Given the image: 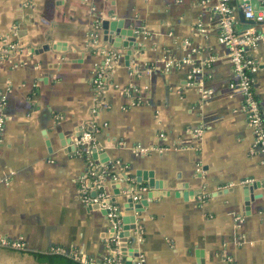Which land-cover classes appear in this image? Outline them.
Masks as SVG:
<instances>
[{"label": "crops", "instance_id": "crops-1", "mask_svg": "<svg viewBox=\"0 0 264 264\" xmlns=\"http://www.w3.org/2000/svg\"><path fill=\"white\" fill-rule=\"evenodd\" d=\"M215 2L0 0V237L22 240L27 251L62 247L91 264L113 255L103 208L80 191L89 166L75 140L89 130L106 168L124 172L103 182L123 215L135 214L128 259L264 264V160L243 95L230 87L237 76ZM230 6L236 29L264 34V23L244 17L241 0ZM113 20L131 30L113 31L119 45L109 37ZM42 45L49 47L33 51ZM112 49L118 58L97 93L95 68ZM247 53L258 64L254 91L264 116V40ZM186 58L203 64L211 96L187 79ZM140 185L147 204L128 210L126 190Z\"/></svg>", "mask_w": 264, "mask_h": 264}, {"label": "built area", "instance_id": "built-area-1", "mask_svg": "<svg viewBox=\"0 0 264 264\" xmlns=\"http://www.w3.org/2000/svg\"><path fill=\"white\" fill-rule=\"evenodd\" d=\"M242 10L245 18L252 19L255 22L264 23V2L254 4L251 0H241ZM214 11L217 14L219 22V39L228 50V58L237 79L230 84L231 88L238 89L243 95V107L246 113L247 122L253 133V147L263 156L264 160V116L259 98L254 91L255 73L258 69L257 61L247 53L249 47H254L260 40H264V34L253 27H247L243 30L236 29L237 18L234 9L230 6V0H216ZM95 34H93L94 36ZM118 58L115 50L105 52L103 64L96 67L92 83L96 92H100L104 86L106 73L114 65ZM190 64L187 79L191 84L202 88V98L212 95L213 90L210 87H204L205 75L203 64L191 61L189 58L183 60ZM172 64L169 60L166 65ZM6 96H0V111L4 107ZM4 127V115L0 112V142L2 141V129ZM199 131V130H196ZM75 143L82 145L87 154L88 170L80 183L82 198L88 203H97L100 207L106 209V217L109 221L108 235L106 242L113 251V255L103 258V264H128L127 253L124 254L120 246V232L124 230L122 221V205L112 200L109 192L105 189L103 180L110 176L112 179H121L124 172L117 174L111 173L104 163L99 159H94L91 155L92 149L96 147V141L93 132L85 130L76 138ZM100 162V163H99ZM123 174V175H122ZM92 182V187L86 183ZM126 178V176H125ZM96 191L91 195L89 189ZM146 191L145 185H140L136 190H126L128 196L132 197L134 202H139L143 198V192ZM0 245L24 249V242L18 239H7L0 237ZM52 252L61 253L82 262L91 264L89 260L75 251H67L62 247L51 249ZM130 264H146L144 254H138L130 258Z\"/></svg>", "mask_w": 264, "mask_h": 264}, {"label": "water", "instance_id": "water-1", "mask_svg": "<svg viewBox=\"0 0 264 264\" xmlns=\"http://www.w3.org/2000/svg\"><path fill=\"white\" fill-rule=\"evenodd\" d=\"M241 18L244 19L242 13H241ZM105 23H106V21L104 22V24ZM121 25H122V21H120V20L119 21L113 20V21L110 22V25H109V33H110L109 34V37H110L111 40L113 39L112 33H113V31L115 29L120 30V32L122 34H124V33L125 34L126 33L127 34H131V30L130 29L129 30H126V29L117 28L118 26H121ZM120 40H121V38L119 37V38H117L115 40L113 39V42H114L115 45H119L120 44ZM48 47L49 46H47V45H42L39 48H34L33 51L34 52H40V51H42L43 48H45V49L47 48L48 49ZM77 136H79V134ZM61 142H62L63 145L70 144V140L65 141V140L61 139ZM47 143H49V142H47ZM91 155H92V157L94 159H99L102 162H105L108 159L107 158V155L105 154V152H100L97 148H93L92 149ZM137 175L138 176L140 175V172L139 171L137 172ZM143 176H144L143 179H147L148 180V183H149L148 185L149 186H151V187H153V186L158 187V183L156 181H154L152 177L146 178L145 177L146 176V173L145 172L143 173ZM138 180L140 181V179H138ZM256 183H259V182L254 181V182H252V184L251 183H248V184H246V187L249 186L250 189H251V185L252 186H255ZM115 193H118V190H115ZM90 194L91 195H95L96 194V191L93 190V191L90 192ZM112 200H113V198H112ZM89 204H92V203H89ZM93 204L99 206L97 203H93ZM146 204H147V199L144 198V197L139 202H134L132 200V197L131 196H128L127 197V204L125 206H126V208L128 210H134V211L138 212ZM103 210L106 213V209L103 208ZM134 220H135V214H133V213L132 214H128V215H122V221L124 223V225H123L124 230L122 232H120V235H121L120 246H121V249L123 250V253L124 254L127 253V248H128V246H127L128 245V243H127V236L129 234V229L135 227ZM130 222H132V223H130ZM126 262L128 264H130L131 263V260L128 259ZM97 264H103V263H102V261H99ZM201 264H204L203 260H201Z\"/></svg>", "mask_w": 264, "mask_h": 264}, {"label": "trees", "instance_id": "trees-1", "mask_svg": "<svg viewBox=\"0 0 264 264\" xmlns=\"http://www.w3.org/2000/svg\"><path fill=\"white\" fill-rule=\"evenodd\" d=\"M78 150L80 152V155L83 158L87 159V154L82 145H78ZM22 251L31 254L36 261L46 264H83L82 262L77 261L72 257H69L68 255L52 252L51 250L47 252H36V251H27V250H22Z\"/></svg>", "mask_w": 264, "mask_h": 264}, {"label": "rangeland", "instance_id": "rangeland-1", "mask_svg": "<svg viewBox=\"0 0 264 264\" xmlns=\"http://www.w3.org/2000/svg\"><path fill=\"white\" fill-rule=\"evenodd\" d=\"M22 250L0 245V264H41Z\"/></svg>", "mask_w": 264, "mask_h": 264}]
</instances>
